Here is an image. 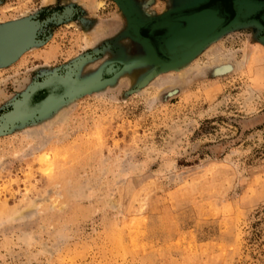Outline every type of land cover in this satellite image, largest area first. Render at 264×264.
Listing matches in <instances>:
<instances>
[{"label": "rangeland", "instance_id": "374dc122", "mask_svg": "<svg viewBox=\"0 0 264 264\" xmlns=\"http://www.w3.org/2000/svg\"><path fill=\"white\" fill-rule=\"evenodd\" d=\"M213 1L0 0V264H264V0L175 64L134 30Z\"/></svg>", "mask_w": 264, "mask_h": 264}, {"label": "water", "instance_id": "95a60500", "mask_svg": "<svg viewBox=\"0 0 264 264\" xmlns=\"http://www.w3.org/2000/svg\"><path fill=\"white\" fill-rule=\"evenodd\" d=\"M237 1L240 0H233V3L236 4ZM205 11L213 13L215 15V18H217V23L213 27H211L208 31L201 34L197 39L196 38L192 39L193 35L190 33L191 32L190 30H192L196 25L199 26L200 24L205 23L204 19H202V16H198L199 21L197 22V24L192 25L191 20L189 18H184V17H189L190 15L193 14L200 15ZM169 17L172 18L170 19L172 21H179L180 24L178 25H182V23H185L179 32V39L182 40V38H186L187 40L184 43L186 45L182 47L183 50L178 53H176V49L174 48L175 37L177 36L178 32L172 30V27L169 24L171 22H166L169 21L168 20ZM224 22H225L224 18L219 17L216 10L212 8H205L200 11L192 12V13L178 12V14L175 16H162L159 19H155L147 23H141L137 21L134 30L137 36L142 40V42L150 49L156 60L160 62L175 64L189 59L191 56L194 55V53L200 47H202L212 38L216 37L220 33V31L224 29L223 27ZM198 23L200 24L198 25ZM142 27L147 29L149 35H152L156 30H162V33L160 35L155 36V41L157 43L156 49L152 46L148 37H144L140 34L139 31L140 28ZM13 34L14 35L17 34L18 37H14ZM0 37L4 42L10 44L13 48H19L28 42L30 38V28L25 23L14 24L6 27L1 32Z\"/></svg>", "mask_w": 264, "mask_h": 264}, {"label": "bare ground", "instance_id": "6f19581e", "mask_svg": "<svg viewBox=\"0 0 264 264\" xmlns=\"http://www.w3.org/2000/svg\"><path fill=\"white\" fill-rule=\"evenodd\" d=\"M43 2L46 3L45 0H43ZM97 5H99V3ZM198 16H202V19H204L205 23H202V24L198 23V25L200 24L199 26L196 25V26H194V28L192 30H190L191 31L190 33L193 35L192 39H194V38L197 39L201 34L208 31L211 27H213L217 23V18H215V15L213 13L207 12V11H205L204 13H201L200 15L199 14H193V15H190L189 17H184V18H189L192 22V25L193 24L195 25L199 21ZM168 20L169 21H166V22H171L169 24L172 27V30L175 32H178L177 36L174 34L176 36L175 37V43H174L175 44L174 48L176 49V53L181 52L183 50L182 47H184L186 45L184 43L186 42L187 39L186 38H182V40L179 39V32L185 23H182V25H178V24H180L179 21H172L170 19H168ZM200 21H201V19H200ZM14 37H18V35L16 34V35H14ZM180 37H182V36H180Z\"/></svg>", "mask_w": 264, "mask_h": 264}, {"label": "flooded vegetation", "instance_id": "af4514ba", "mask_svg": "<svg viewBox=\"0 0 264 264\" xmlns=\"http://www.w3.org/2000/svg\"><path fill=\"white\" fill-rule=\"evenodd\" d=\"M205 8H212V9L216 10L218 16L224 18L225 22L229 18L228 13H226V11H225L226 3L223 0H214L211 4L205 5L199 9L192 10L188 13L197 12V11H200V10L205 9ZM169 19H172V18L169 17ZM225 22H224V24H225Z\"/></svg>", "mask_w": 264, "mask_h": 264}, {"label": "trees", "instance_id": "16d2710c", "mask_svg": "<svg viewBox=\"0 0 264 264\" xmlns=\"http://www.w3.org/2000/svg\"><path fill=\"white\" fill-rule=\"evenodd\" d=\"M263 150H264V147H263ZM257 216H258V221H260L261 219H262V221H264V208H263L261 214L258 213ZM260 216H262V217H260ZM263 231H264V228H263ZM256 235H258V234L256 233Z\"/></svg>", "mask_w": 264, "mask_h": 264}]
</instances>
